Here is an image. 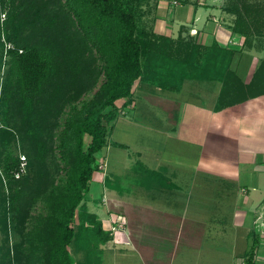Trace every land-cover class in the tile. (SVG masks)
<instances>
[{
	"label": "crops",
	"instance_id": "0c3cea01",
	"mask_svg": "<svg viewBox=\"0 0 264 264\" xmlns=\"http://www.w3.org/2000/svg\"><path fill=\"white\" fill-rule=\"evenodd\" d=\"M226 2L145 0L141 23L173 42L232 49L230 69L249 83L263 49L233 32ZM178 81L162 87L139 77L130 97L116 102L127 113L144 108L131 118L120 113L108 136L116 126L141 127L179 148L131 149L118 140L98 153L107 173L84 202L111 238L95 264H245L253 229L260 240L254 263L264 264V94L215 110L221 82Z\"/></svg>",
	"mask_w": 264,
	"mask_h": 264
},
{
	"label": "trees",
	"instance_id": "16d2710c",
	"mask_svg": "<svg viewBox=\"0 0 264 264\" xmlns=\"http://www.w3.org/2000/svg\"><path fill=\"white\" fill-rule=\"evenodd\" d=\"M145 0H66L65 7L71 11L85 34L99 43L105 60L106 79L96 98L75 109L66 119L60 133L59 148L65 159H71L72 175L59 188L63 194L61 207L53 209L47 217L46 247L42 253L43 264H95L99 246L111 238L104 230L96 213L85 204L98 171V153L107 143L111 123L120 114L117 100L128 99L134 81L142 77L164 87L168 82H181L185 78L209 79L222 83L215 110L264 94V63L261 59L249 83H244L231 69L232 49L191 41H177L147 30L141 23V11ZM249 3L229 0L223 9L234 15L232 30L243 35L248 47H255L249 26L253 21ZM11 20V21H10ZM10 25L15 24L14 18ZM112 25L116 43L99 34L101 22ZM95 30V31H94ZM19 32L8 38L15 41L12 65L16 71L20 95L31 103L41 91L51 64L35 46L24 41ZM14 43V42H13ZM183 60L178 61L177 54ZM183 54V55H182ZM178 81V82H179ZM179 82V83H180ZM126 103V102H125ZM90 141L84 145V137ZM3 172L13 177L18 167L17 159L6 154L2 160ZM75 217L78 221L75 222ZM252 244L244 256L245 264H255L254 256L259 245V235L251 231ZM43 239V240H44Z\"/></svg>",
	"mask_w": 264,
	"mask_h": 264
},
{
	"label": "rangeland",
	"instance_id": "374dc122",
	"mask_svg": "<svg viewBox=\"0 0 264 264\" xmlns=\"http://www.w3.org/2000/svg\"><path fill=\"white\" fill-rule=\"evenodd\" d=\"M232 1L251 5L256 21L250 24L249 35L253 45L263 49L258 57V60L262 59L264 0ZM65 3L66 0H0V264H43L44 238L50 228L46 220L61 204L63 194L59 188L73 170L68 163L71 159H65L59 148L60 133L67 117L96 98L106 79L105 60L99 43L85 34ZM1 12H6L5 18ZM12 18L15 20L13 26L10 25ZM111 27L110 23L102 21L99 34L115 44L112 36L116 31H111ZM14 31L37 47L51 64L40 93L31 103L24 102L20 95L12 65L13 55L4 52V41L16 45L8 38ZM186 93L181 92L184 96ZM143 108L131 109L125 116L131 118L134 112H141ZM150 133L141 127L116 126L107 141L111 144L123 140L131 149L153 148L157 144L179 148L174 139L169 141L163 134L153 136ZM89 141L90 137L85 135L84 145ZM6 154L13 155L18 161L10 178L3 172L2 160ZM119 154H123L122 151ZM187 161L191 162L190 159ZM99 162L105 164L103 172L107 173L106 163L101 159ZM103 172L94 173L93 192L97 186L94 180H99ZM100 194L98 191L94 195L97 200ZM182 249L181 245L178 250L181 252ZM175 264H179L178 260Z\"/></svg>",
	"mask_w": 264,
	"mask_h": 264
},
{
	"label": "built area",
	"instance_id": "2783aa9c",
	"mask_svg": "<svg viewBox=\"0 0 264 264\" xmlns=\"http://www.w3.org/2000/svg\"><path fill=\"white\" fill-rule=\"evenodd\" d=\"M1 16H2V18H5L6 17V12H1ZM13 50H17L19 53H21L22 52V48H16V46L14 45V43L13 42H11V41H4V52L5 53H10L11 51H13ZM127 111L128 110H126L125 108L124 109H122L121 111H120V113L121 114H123V115H126L127 114ZM24 160V159H23ZM98 166H99V168H98V171H103V169H104V166H105V164H100V162H98ZM19 173H17V175H18ZM115 227H113V229H114Z\"/></svg>",
	"mask_w": 264,
	"mask_h": 264
}]
</instances>
